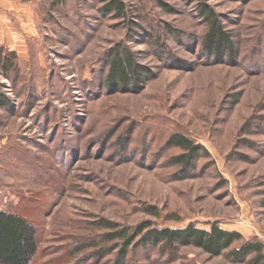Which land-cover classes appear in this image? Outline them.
Listing matches in <instances>:
<instances>
[{"label":"rangeland","instance_id":"1","mask_svg":"<svg viewBox=\"0 0 264 264\" xmlns=\"http://www.w3.org/2000/svg\"><path fill=\"white\" fill-rule=\"evenodd\" d=\"M205 2L234 55L202 53L207 27L184 0H125L123 18L100 0L33 2L27 52L7 76L0 68L11 102L0 106V209L34 226L32 264H252L139 240L121 258L112 235L144 221L218 222L264 248V0ZM118 42L152 71L139 91L104 84ZM173 132L207 151L185 174L165 145Z\"/></svg>","mask_w":264,"mask_h":264},{"label":"trees","instance_id":"2","mask_svg":"<svg viewBox=\"0 0 264 264\" xmlns=\"http://www.w3.org/2000/svg\"><path fill=\"white\" fill-rule=\"evenodd\" d=\"M52 1L54 4H59L65 0ZM100 1L102 9L107 13H114L121 18L128 13L125 0ZM184 1L188 2L187 4L195 5L196 14L207 27L200 44L202 53L215 60L223 58L226 54L234 55L235 49L232 39L221 24L218 14L205 0ZM160 6L168 9L161 2ZM128 23H132V21H128ZM255 50H253V54L256 52ZM16 59L17 55L14 51L0 47V68H2L4 76H7L10 70L17 68ZM104 62L107 66L104 80L107 90L125 88L124 90L136 92L141 90L147 80L153 76L151 69L139 63L133 51L123 42L116 43L107 52ZM261 65L264 64L261 63ZM248 66L256 67L252 63H249ZM10 105L9 97L0 91V106L8 108ZM165 145L181 150V153L173 156L172 160L179 167L180 172L184 174L194 169L199 152L207 154L202 145L179 132L169 134ZM115 239L124 240L123 247L119 250L122 254L121 258L125 256L126 248L139 240L141 245L154 248H159L160 244L166 247H171L175 243L191 245L202 249L211 256L221 255L228 250L233 259L243 260L251 256L250 262L252 264H264V248L260 241H243L239 232L224 229L218 222H211L209 229H204L197 227L193 222L184 228H171L153 226L149 221H144L130 232L121 229L114 233L111 240ZM235 243L238 244L235 245ZM37 253L38 239L32 223L14 211L0 209V264H32Z\"/></svg>","mask_w":264,"mask_h":264},{"label":"crops","instance_id":"3","mask_svg":"<svg viewBox=\"0 0 264 264\" xmlns=\"http://www.w3.org/2000/svg\"><path fill=\"white\" fill-rule=\"evenodd\" d=\"M34 1L0 0V47L17 56L27 52L29 36L35 34Z\"/></svg>","mask_w":264,"mask_h":264}]
</instances>
